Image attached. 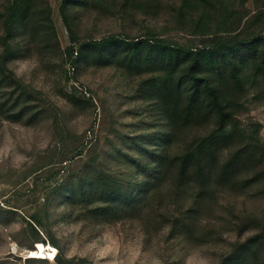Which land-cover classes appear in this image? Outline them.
Wrapping results in <instances>:
<instances>
[{"label": "trees", "instance_id": "trees-1", "mask_svg": "<svg viewBox=\"0 0 264 264\" xmlns=\"http://www.w3.org/2000/svg\"><path fill=\"white\" fill-rule=\"evenodd\" d=\"M93 10L155 24L137 35H79L82 15ZM52 11L51 0L0 3V118L26 125L50 118L55 147L67 148L55 152L56 159L44 157L37 170L75 176L71 189H56L81 204L85 220H135L145 244L159 236L188 248L223 244L219 264H264V138L262 124L244 116L250 91L264 99V0H60L70 68L116 67L130 80V98L143 104L128 111L138 118L136 136L123 145L134 144L133 153L118 146L107 153L117 170L101 159L94 123L74 132L66 110L12 67L33 53L49 60L65 81L59 94L72 109L96 111L89 91L68 85L74 75ZM108 117V132H115ZM32 218L43 228L28 223L35 243L45 246L48 229L37 214ZM49 242L57 245L52 237ZM55 258L56 264H87L60 249Z\"/></svg>", "mask_w": 264, "mask_h": 264}, {"label": "rangeland", "instance_id": "rangeland-1", "mask_svg": "<svg viewBox=\"0 0 264 264\" xmlns=\"http://www.w3.org/2000/svg\"><path fill=\"white\" fill-rule=\"evenodd\" d=\"M165 1L171 3L176 0ZM4 2L0 0V3ZM59 4L60 0H51L58 41L66 49L67 67L74 75L68 85L75 84L83 91H89L87 95L94 96L96 111L72 109L59 94L65 81L54 64L47 62L49 60L42 62L33 53L16 60L12 67L20 78L42 89L60 108L66 110L67 127L74 132L81 134L94 123V137L99 142L101 159L111 169L117 170L119 165L107 153H116L114 146L133 153L134 144L128 149L127 144L123 145L124 141L131 143V138L136 136L134 124L138 118L128 111L142 108L143 104L130 98V80L116 67L83 66L74 73L69 65L73 56L69 46L70 33L60 16ZM166 10L169 9L165 8L164 13H167ZM134 19L120 18L118 12L105 14L103 10H93L82 15L77 32L81 36L89 33L95 36L112 33L137 35L143 34L148 25L155 24L143 16ZM163 23L161 19L159 26ZM171 37L180 41L186 39L179 32H173ZM257 95L255 91L247 95L249 110L244 116L262 124L261 135L264 138V99L259 100ZM110 113L115 119V132H108ZM54 131L50 118L30 125L0 118V264H56L59 249L67 257L84 258L87 264H166L175 259L180 264H219L225 250L223 244L188 248L177 241L165 243L162 236L145 244L140 224L135 220L102 224L85 220L81 204H72L56 189H71L76 181L75 176L62 172L51 174L50 168L37 170L44 157L46 161L56 159L55 152L67 150L55 147ZM75 167L84 169L82 164ZM33 214H37L48 229L49 234L42 233L46 239L45 246H39L42 242L35 243L33 230L28 223L39 230L43 228L32 220ZM51 237L57 245L49 242ZM30 250H37L36 256L49 260L30 259Z\"/></svg>", "mask_w": 264, "mask_h": 264}, {"label": "bare ground", "instance_id": "bare-ground-1", "mask_svg": "<svg viewBox=\"0 0 264 264\" xmlns=\"http://www.w3.org/2000/svg\"><path fill=\"white\" fill-rule=\"evenodd\" d=\"M31 256L34 257L38 254L37 250H30Z\"/></svg>", "mask_w": 264, "mask_h": 264}]
</instances>
